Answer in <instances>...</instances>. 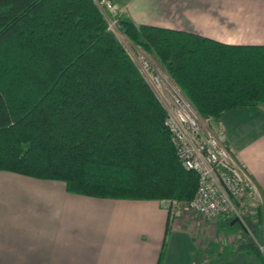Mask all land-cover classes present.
<instances>
[{"label": "trees", "instance_id": "1", "mask_svg": "<svg viewBox=\"0 0 264 264\" xmlns=\"http://www.w3.org/2000/svg\"><path fill=\"white\" fill-rule=\"evenodd\" d=\"M116 17L117 31L156 57L214 127L227 110L264 107V45ZM165 118L94 0H0V171L61 181L73 195L188 203L198 175L179 161ZM227 216L216 219L217 230L241 242L245 226L230 225L235 217ZM255 216L261 223L260 207ZM245 250L264 264L257 239Z\"/></svg>", "mask_w": 264, "mask_h": 264}, {"label": "crops", "instance_id": "2", "mask_svg": "<svg viewBox=\"0 0 264 264\" xmlns=\"http://www.w3.org/2000/svg\"><path fill=\"white\" fill-rule=\"evenodd\" d=\"M112 1L117 12L125 13L136 24L195 33L225 44L264 45V0ZM152 60L167 74L156 57ZM215 125L241 165V172L250 174L261 192L262 222H257L255 213L246 214L243 222L264 246V107L227 110ZM99 205L143 210L136 213L133 223L118 218L122 227L125 222L143 226L138 228L134 241L130 238L119 244L113 236L106 245L100 244ZM155 205L150 201L72 195L58 181L0 171V264H156L163 239L157 242L151 238L157 233L159 237L165 217L156 212ZM161 205L169 209L180 205L181 216L175 217L176 210L172 209L175 224L177 220L190 225L192 219L201 221L183 211L184 202L170 206L169 201L162 200ZM117 217L110 216L108 225L115 224ZM208 222L212 232L202 226V236L194 234L197 241L193 243L167 242L162 264H262L255 254L245 250L249 245L236 241L239 234L219 232L216 219ZM122 229L123 234L129 230ZM257 234L262 235L260 241ZM223 247L234 252L224 255Z\"/></svg>", "mask_w": 264, "mask_h": 264}, {"label": "built area", "instance_id": "3", "mask_svg": "<svg viewBox=\"0 0 264 264\" xmlns=\"http://www.w3.org/2000/svg\"><path fill=\"white\" fill-rule=\"evenodd\" d=\"M94 1L103 11L108 29L116 30L117 9L113 1ZM138 65L145 80H151V89L166 112L165 125L179 161L198 175L196 194L185 203L188 213L203 221H214L226 214L243 225L246 214H254L263 206L254 179L241 172V165L211 117L200 116L179 87L162 72L154 75L146 59L139 58Z\"/></svg>", "mask_w": 264, "mask_h": 264}, {"label": "rangeland", "instance_id": "4", "mask_svg": "<svg viewBox=\"0 0 264 264\" xmlns=\"http://www.w3.org/2000/svg\"><path fill=\"white\" fill-rule=\"evenodd\" d=\"M112 32L116 35V37L118 38L120 43L123 45L125 50L128 52V54L130 55V57L132 58V60L136 64L137 68H139V65H138L139 58L143 57L144 59H146L149 62L150 66L153 70L154 75H156V72H158V71L163 72L161 70H158L159 65L154 63V61L152 60L153 56H150L149 54H147L146 52L141 50L139 47L134 45L129 39H127L125 36L121 35L117 31V29L112 31ZM163 75L165 77L169 78V76L166 73H163ZM169 79L171 81H173L171 78H169ZM146 81L148 82L149 86L153 89V85L151 83V80L149 78H146ZM58 182L62 186H65L63 182H60V181H58ZM68 194H71V193H68ZM129 201H133V200H129ZM150 202H154L156 205H155V208H154V206H153V208L156 210L157 213L161 212L162 217H165L164 220L161 221V224H160L159 237H158V233H157V236L155 234L151 238L152 241L158 242L160 238L163 239L164 230H165V226H166V219H167V214H168L169 208L163 206V205H165L164 203H163V205H161V201H159V200H152ZM82 209H87V206H83ZM181 209L183 210V208H181ZM92 210H93V212L95 211L94 208H92ZM174 210H176L175 217L181 216L180 205H178L176 209L174 208ZM97 211H98L97 213L99 214V218H100L99 224H98L100 229H101V230H99L100 244L104 243V245H106L107 240L113 236H114V238L117 239V242L119 244L122 242L130 240V238L132 241H134L138 228H140V230H141V227H143L141 225L138 226V225L132 224L133 219H134L133 217L136 215V213H139V212L141 213L143 211L140 208L127 207V206H117V207H108L107 208L106 206L99 205V210H97ZM183 211L188 213L186 207L184 208ZM113 215L115 217L118 216L115 219V224L113 222H111V224L108 225V223H107L108 218L110 216H113ZM189 216L192 217L191 215H189ZM120 217H124L125 221L130 220V222H132L131 224H129L128 222H125V224H124L125 226L122 224L123 227H126L129 229L125 234H123V229H122L123 227L118 225V223H119L118 218H120ZM142 222L143 221L141 220L140 223H142ZM191 225L188 223V221H185V220L184 221L177 220L176 224H175L174 220L171 219V231L169 232V235L167 237V242L173 243V244L193 243V242L197 241V238H196V240L193 238L194 234H196V236L197 235L202 236V234L200 233L202 231V226H205L206 229H208V230L210 229V231L212 229V226H210V222L203 221V220L199 221L196 219H194V220L192 219ZM243 226H245L246 230L249 229L248 227H246L245 223L243 224ZM114 228H116V230H114ZM120 228H121V230H120ZM218 233H216L215 235H217ZM241 235H242V240H241L240 244L251 245L253 242L256 243V239L250 233V231L247 233L243 232V233H241ZM257 235L260 238L259 239V241H260L262 238V235H260V234H257ZM218 236L220 238L224 237L223 235H220V234ZM215 240L217 241V238Z\"/></svg>", "mask_w": 264, "mask_h": 264}, {"label": "water", "instance_id": "5", "mask_svg": "<svg viewBox=\"0 0 264 264\" xmlns=\"http://www.w3.org/2000/svg\"><path fill=\"white\" fill-rule=\"evenodd\" d=\"M239 223L241 225V222L239 221V219L237 218H234L231 222H230V225H233L234 223Z\"/></svg>", "mask_w": 264, "mask_h": 264}]
</instances>
